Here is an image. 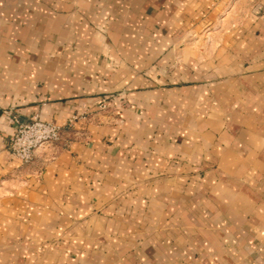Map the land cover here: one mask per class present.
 Segmentation results:
<instances>
[{"label": "crops", "instance_id": "0c3cea01", "mask_svg": "<svg viewBox=\"0 0 264 264\" xmlns=\"http://www.w3.org/2000/svg\"><path fill=\"white\" fill-rule=\"evenodd\" d=\"M0 264H264V0H0Z\"/></svg>", "mask_w": 264, "mask_h": 264}, {"label": "built area", "instance_id": "2783aa9c", "mask_svg": "<svg viewBox=\"0 0 264 264\" xmlns=\"http://www.w3.org/2000/svg\"><path fill=\"white\" fill-rule=\"evenodd\" d=\"M106 106V100H103L101 107ZM78 117L79 115H74L66 124H59L53 120H44L39 116L27 121L13 116L14 132L9 136L7 146L14 157L23 164H30L39 148L59 142L63 132L73 127Z\"/></svg>", "mask_w": 264, "mask_h": 264}]
</instances>
